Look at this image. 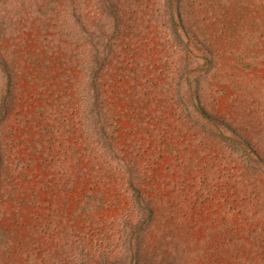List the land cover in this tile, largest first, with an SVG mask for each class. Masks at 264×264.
<instances>
[{
  "label": "rangeland",
  "instance_id": "rangeland-1",
  "mask_svg": "<svg viewBox=\"0 0 264 264\" xmlns=\"http://www.w3.org/2000/svg\"><path fill=\"white\" fill-rule=\"evenodd\" d=\"M0 264H264V0H0Z\"/></svg>",
  "mask_w": 264,
  "mask_h": 264
}]
</instances>
